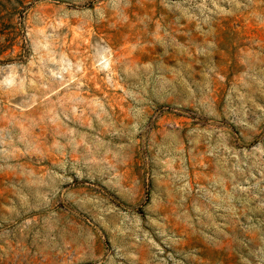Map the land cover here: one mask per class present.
Returning a JSON list of instances; mask_svg holds the SVG:
<instances>
[{"label": "rangeland", "instance_id": "1", "mask_svg": "<svg viewBox=\"0 0 264 264\" xmlns=\"http://www.w3.org/2000/svg\"><path fill=\"white\" fill-rule=\"evenodd\" d=\"M0 264H264V0H0Z\"/></svg>", "mask_w": 264, "mask_h": 264}]
</instances>
